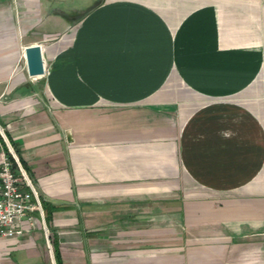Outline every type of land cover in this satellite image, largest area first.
Segmentation results:
<instances>
[{
    "label": "crops",
    "instance_id": "0c3cea01",
    "mask_svg": "<svg viewBox=\"0 0 264 264\" xmlns=\"http://www.w3.org/2000/svg\"><path fill=\"white\" fill-rule=\"evenodd\" d=\"M0 135L49 212L0 264H264V0H0Z\"/></svg>",
    "mask_w": 264,
    "mask_h": 264
},
{
    "label": "built area",
    "instance_id": "2783aa9c",
    "mask_svg": "<svg viewBox=\"0 0 264 264\" xmlns=\"http://www.w3.org/2000/svg\"><path fill=\"white\" fill-rule=\"evenodd\" d=\"M10 152L16 166L6 154L0 162V237L5 238L21 236L34 227L37 222L35 212L43 223L45 219L41 198L31 176L13 149Z\"/></svg>",
    "mask_w": 264,
    "mask_h": 264
},
{
    "label": "water",
    "instance_id": "95a60500",
    "mask_svg": "<svg viewBox=\"0 0 264 264\" xmlns=\"http://www.w3.org/2000/svg\"><path fill=\"white\" fill-rule=\"evenodd\" d=\"M25 63L27 72L31 76L41 75L44 73V59L40 43H32L24 48ZM12 151L11 146H8Z\"/></svg>",
    "mask_w": 264,
    "mask_h": 264
},
{
    "label": "trees",
    "instance_id": "16d2710c",
    "mask_svg": "<svg viewBox=\"0 0 264 264\" xmlns=\"http://www.w3.org/2000/svg\"><path fill=\"white\" fill-rule=\"evenodd\" d=\"M0 137H1V139H2V136H1V135H0ZM9 141H10L11 145H12L13 148H14V143L12 142V140L9 139ZM3 142H4V141H3ZM4 149H5V153H6V155L12 160L13 164L16 166V161H15V159H14L12 153L10 152V150H9V148H8V146H7L6 144H4ZM14 150H15V152L17 153V151H16L15 148H14ZM17 154H18V153H17ZM18 159H19L21 165L25 168V170L28 171V170H27V167H26V165H25V163H24V161L22 160V158L20 157L19 154H18ZM40 198H41V196H40ZM41 202H42V207H43V210H44V217H45V219L47 220L48 217H49V212H48V210L46 209V207L44 206L42 199H41ZM54 254H55L56 263H57V264H61L60 255H59L58 249H57L56 247L54 248Z\"/></svg>",
    "mask_w": 264,
    "mask_h": 264
}]
</instances>
